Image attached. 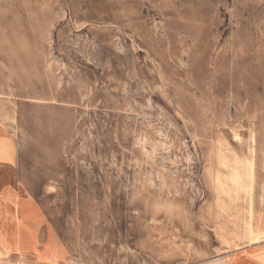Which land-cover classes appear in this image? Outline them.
<instances>
[{
  "label": "rangeland",
  "instance_id": "obj_1",
  "mask_svg": "<svg viewBox=\"0 0 264 264\" xmlns=\"http://www.w3.org/2000/svg\"><path fill=\"white\" fill-rule=\"evenodd\" d=\"M1 127L0 200L32 225L0 264H264V0H0ZM221 147L256 169L220 193Z\"/></svg>",
  "mask_w": 264,
  "mask_h": 264
},
{
  "label": "bare ground",
  "instance_id": "obj_2",
  "mask_svg": "<svg viewBox=\"0 0 264 264\" xmlns=\"http://www.w3.org/2000/svg\"><path fill=\"white\" fill-rule=\"evenodd\" d=\"M156 13V11H155ZM155 16V14H154ZM156 17V16H155ZM227 17V16H226ZM161 18V17H160ZM157 20V19H156ZM235 21V19H234ZM156 23V22H155ZM154 23V24H155ZM173 24H182L180 21H172ZM143 24V23H142ZM162 24V23H161ZM141 31L143 33V30H145L146 26H140ZM146 31V30H145ZM144 31V32H145ZM180 33L177 32L176 34H173V36L176 38L178 37ZM188 39L190 44L192 43V41H197V31H193V30H189L188 32ZM120 40V38H119ZM122 40V39H121ZM202 41H206L204 39H202ZM119 44V43H118ZM194 45L192 47L193 51H189V55L193 57H195V60H200L202 59L203 55L204 57L207 54V43H204L202 46H198L196 44H194V42L191 44ZM188 46V45H187ZM72 47V46H71ZM117 48V47H116ZM196 48V50H195ZM183 50H185V47L182 48ZM197 51V52H195ZM54 53V52H53ZM179 53V52H178ZM206 55H205V54ZM195 54V55H194ZM59 55V54H58ZM179 58H177L178 64L180 65L181 69H184V64L185 62L182 59V53L180 52L179 54ZM200 58V59H199ZM218 57L214 58L213 57V61L212 60H208V58H206L205 62L203 61L202 63H200V65L197 67V71L194 70L197 73H204L207 74L208 77L205 79L204 82H208L210 84L212 83H221L223 84L222 81H225L224 79L227 78V76H225L222 73H219L222 70V60L219 59L218 61ZM145 61V60H144ZM202 61V60H201ZM200 61V62H201ZM212 61V62H211ZM69 78V77H68ZM203 82V83H204ZM135 86V85H133ZM134 88V87H133ZM172 91V90H171ZM189 91V90H188ZM142 93V92H141ZM189 93V92H188ZM213 95V94H211ZM110 97V96H109ZM195 99H199V96L196 94ZM157 98V97H156ZM190 98H194L190 97L188 95L185 94L184 90H182V88H178L176 90H173L172 93L170 94V100L172 102H176L177 101H182L186 104V102L188 101V99ZM153 100V99H152ZM148 102V101H147ZM81 104V103H80ZM130 106V105H128ZM88 107V106H87ZM120 109V108H119ZM142 110V109H141ZM92 112V111H91ZM90 112V114H91ZM82 113V112H81ZM147 113V112H146ZM95 114V113H94ZM113 115V114H112ZM96 117V116H95ZM108 117V116H107ZM146 117V116H145ZM114 118V117H113ZM161 120V119H160ZM83 121V120H82ZM104 123V122H103ZM105 125V124H104ZM88 128V127H87ZM0 129H3V127H1ZM105 129V128H104ZM90 130V129H89ZM6 131V130H5ZM103 131V130H102ZM92 132V131H91ZM135 133V132H134ZM81 134V133H80ZM95 134V133H94ZM97 135V134H96ZM99 135V134H98ZM8 135H6V133L0 135V161H10V162H14L16 161V152H15V146L12 142V140L10 138H7ZM95 139V138H94ZM87 143V142H86ZM254 143V142H253ZM192 144V143H191ZM264 147V145H263ZM254 148V146H253ZM255 149V148H254ZM253 149V150H254ZM196 151V150H195ZM212 152V150H211ZM216 159H214V155L213 152L207 154L205 152V157L204 161H205V165L209 168H213L215 169L214 172L216 174V188L219 190V192L221 193V190L223 192V186H226V183L228 184H232L231 181L237 182L241 175L245 174L248 177V180L254 179V174H255V169H256V161L254 160H250V163L246 164L245 166L242 165L241 161L239 160V158L233 157L232 159L229 158V150L227 148H222L221 149H217L216 151ZM254 153V152H253ZM90 154V153H89ZM198 157V156H197ZM249 158V157H248ZM95 160V159H94ZM94 160L93 164H94ZM114 160V159H113ZM216 160V161H215ZM96 161V160H95ZM249 161V159H248ZM90 165V164H89ZM244 166V169H243ZM97 167V166H96ZM86 168V167H85ZM95 168V167H94ZM125 168V167H124ZM117 170V169H116ZM86 172V171H85ZM244 174V175H245ZM127 176V175H126ZM84 181V179H83ZM124 182V181H123ZM233 182V183H234ZM90 183V182H89ZM92 183V182H91ZM68 184V183H67ZM90 185V184H89ZM236 185V186H235ZM234 189H239V182L238 183H234ZM88 187V186H87ZM126 188V187H125ZM90 189V188H89ZM56 190V189H55ZM50 192V191H49ZM4 195L2 197L4 201L0 200V217H3V215L9 217V219L13 222L10 223L9 222V226L8 229L5 233H1L0 234V248L4 251L3 253L5 254H9L12 251H17L20 254H23V251L26 249V241H28L30 239L29 236L26 235L27 229L31 230L30 226L32 225L30 221H28L26 218L22 217L19 214V210H21V208L24 207V205H19V209L17 206V201L18 200V193H16L13 189H7L4 191L3 193ZM200 194V193H199ZM253 194V193H252ZM96 200V199H95ZM15 205V208H14ZM238 206V205H237ZM249 217L251 222V226L254 227L255 225V205H254V201H250L249 203ZM6 213V214H5ZM15 221H18V224H16ZM36 224L38 222H35ZM22 224V225H21ZM23 226L25 227V230L23 229ZM35 227V226H34ZM257 233V232H256ZM261 232H259L260 234ZM106 237V236H105ZM264 250V249H262ZM105 252V250H104ZM52 255V254H51ZM261 256V255H260ZM22 257V256H21ZM20 257V258H21ZM50 257V256H49ZM238 257V256H237ZM257 257V256H256ZM259 257V256H258ZM9 258V257H8ZM264 259V258H263ZM7 260V259H6ZM20 260V259H19ZM18 260V261H19ZM239 260V258L237 259ZM243 259H241L242 261ZM24 260H22L23 262ZM245 264L246 261L244 260ZM235 263V262H234ZM233 263V264H234ZM4 264V263H3ZM25 264V263H24ZM125 264V263H124Z\"/></svg>",
  "mask_w": 264,
  "mask_h": 264
},
{
  "label": "crops",
  "instance_id": "obj_3",
  "mask_svg": "<svg viewBox=\"0 0 264 264\" xmlns=\"http://www.w3.org/2000/svg\"><path fill=\"white\" fill-rule=\"evenodd\" d=\"M2 164H5V163H2Z\"/></svg>",
  "mask_w": 264,
  "mask_h": 264
}]
</instances>
